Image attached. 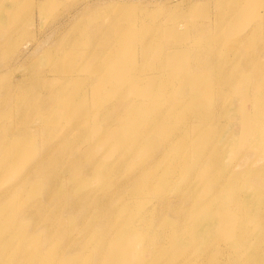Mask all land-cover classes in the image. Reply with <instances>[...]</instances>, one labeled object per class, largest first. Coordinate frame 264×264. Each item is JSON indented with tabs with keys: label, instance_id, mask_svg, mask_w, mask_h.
Listing matches in <instances>:
<instances>
[{
	"label": "bare ground",
	"instance_id": "6f19581e",
	"mask_svg": "<svg viewBox=\"0 0 264 264\" xmlns=\"http://www.w3.org/2000/svg\"><path fill=\"white\" fill-rule=\"evenodd\" d=\"M4 1L0 0V13H3ZM10 1L15 2L11 12L14 17L20 11L22 0ZM226 1L215 0V3L221 8ZM255 1L264 3L263 0ZM37 2L43 5L42 0ZM139 3L147 5L143 0L109 1L108 4L124 11L121 15L125 22L122 20L115 33L114 25L118 19L107 23L96 21L99 27L91 28L106 39L114 36L111 39L114 43L107 40L101 48L92 50L97 57L108 52L104 49L106 44L110 43L115 49L111 63L95 64L90 70L97 79L98 90L110 97L100 103L112 101L107 106L120 111L121 124L116 126L119 133L124 128H137L128 148L135 150L134 159L125 166L121 184L111 193L108 202H103L106 205L103 213L109 224L106 230L111 227L112 234L104 241L98 235L92 244L95 251L90 256L78 250L73 259L60 257L50 264H264V46H258L257 54H243L237 52L235 46L227 47L223 58H218L217 51L222 43L209 40V31L205 30L208 25L204 21L193 24L190 30L187 22L179 24L176 16L181 15L182 10L163 19L160 17L156 23L152 22L157 20L151 14L147 18L152 20L151 23L148 21L149 24L143 27L145 22H141L135 31L131 26V30L125 32L142 10ZM78 29L76 27L75 31ZM144 31L150 33L149 39L143 38ZM258 32L259 27H256L254 32L239 35L237 39L250 40ZM126 33H129L127 38L135 42V47L131 45L126 55L132 62L130 66L115 68L112 62L125 47ZM260 34L264 33L260 30ZM185 35L190 40L183 44L181 40H185ZM139 41L146 45L144 49L138 48ZM165 41L171 50H166ZM90 48L93 47L90 46L88 51ZM198 52H201L200 57L195 56ZM153 57L158 59L160 69L157 72L149 66ZM95 60L102 62L100 58ZM143 66H149L146 75L139 70ZM78 69L64 74L60 80L67 83L79 76L76 75ZM188 71L190 78L185 82L183 75ZM250 76L254 78L251 80ZM23 79L10 89L13 93L9 92L3 98L17 96L19 100H25L28 97L26 100L30 103L39 102L43 94L27 95L25 89L19 90V86L29 80ZM176 82H182L184 86H176ZM75 85L78 86L79 81ZM111 85L120 87L108 90ZM65 87L64 84L60 88ZM47 96L57 98L53 91ZM207 107L215 108L212 117L204 112ZM237 107H241L242 112ZM179 108L187 110L186 118L196 120L189 126L179 123L183 133L173 126ZM248 108L252 116L247 113ZM41 116L47 120L50 114L41 111L37 118ZM232 119L245 122L247 138L243 143L233 137L231 130L221 137ZM182 134L185 139L178 143L177 136ZM124 136L129 139L128 134ZM253 153L256 155L250 159ZM42 159L43 156L39 161ZM38 167L30 166L29 173L37 172ZM167 184H172L175 190L170 195H167L170 188L163 190ZM121 186L126 187L122 196L121 189L118 190ZM11 188L15 189L14 186ZM88 188L96 187L89 185ZM152 188H156L160 196L151 203L145 202L141 197L152 192ZM42 190L48 194L44 201L26 207L25 224L18 218L16 223L9 225L12 211L0 213V235L5 230L8 233L3 235L0 245L6 247L5 242L15 240V237L21 243L24 238L28 245L25 264H37L36 259L42 258L40 249L54 242V239L49 241L50 229L54 228L49 227L48 220L53 213L68 214V220L76 223L68 198L60 200L61 206L47 208L41 214L44 202H49L54 193L51 188ZM80 197L87 200L88 195ZM5 215L9 216L6 218ZM78 246L77 242L69 240L67 250H77ZM133 250L134 259L131 258Z\"/></svg>",
	"mask_w": 264,
	"mask_h": 264
},
{
	"label": "rangeland",
	"instance_id": "374dc122",
	"mask_svg": "<svg viewBox=\"0 0 264 264\" xmlns=\"http://www.w3.org/2000/svg\"><path fill=\"white\" fill-rule=\"evenodd\" d=\"M109 1L113 0H42L43 5H39L37 0L34 2L22 0L20 11L14 17H11V12L15 2L5 0L2 5L3 13H0V213L12 211L9 225L16 223L18 218L21 224H25L26 207L37 201H44L48 191L42 188L47 187L51 188L55 194L53 193L49 202H44V208L40 213L44 214L47 208L61 206L60 200L68 198L71 200V211L76 220V223L72 224V220H68V214L61 216L59 213H53L48 218L49 227L54 228V230L49 228V241L54 239V242L40 249L42 258L36 259L37 264H50L58 261L57 258L60 257L66 260L73 259L78 250L90 256L95 251L92 244L98 235H101L103 241L111 236V227L106 230V225L109 224L103 213L106 206L103 202H108L111 193L121 184L125 166L130 165L134 159L135 150L128 148L130 139L135 137L137 128L133 130L124 128L120 130V133L117 131L118 124H121L120 111L107 106L111 105L112 101L100 103V100L110 97L98 90L100 87L96 86L97 79L93 78L90 71L95 64L111 63L115 50L109 43L104 46L107 53L103 56H95L97 54L92 51L95 47L101 48L107 40L114 43L111 41L114 36L106 39L105 35L101 36L93 31L99 27L96 21L107 23L118 19V23L114 25L115 33L122 24V20L124 22L126 20L121 15L124 11L119 6L108 4ZM143 1L147 5L138 4L141 5L142 10L138 12L139 16L125 32L131 29L135 31L136 27H140L141 22H145L143 27L151 23L152 20L147 19L151 14L157 20L152 22L156 23L164 16L182 10L181 15L176 16V19H179V24L187 22L188 30L195 23L202 21L207 23L208 27H205V30L209 31V40L222 43V47H219L221 49L217 51L218 58H223V51L227 47L235 46L236 51L243 54H257L258 46H264V34H260V30L264 33L262 29V26L264 27L263 2V4L260 2L257 4L255 0H227L220 8L215 0ZM181 16L183 17L180 18ZM23 21H25L24 24H22ZM130 22L131 20L127 21V24ZM76 27H79L77 31H75ZM256 27H259V32L255 37L250 40L237 39L239 35L254 32ZM88 33H91V36ZM129 33H126V38ZM149 35L148 31H144L143 38L149 39ZM186 36L181 43L187 42L189 37ZM125 42L122 53L119 57L115 56L112 62V65H116L115 68L130 66L132 62L126 55L132 47H135V42L128 38ZM164 45L167 51L171 50L167 41ZM90 46L93 48L88 51ZM145 46L139 41V49H144ZM199 54L201 52L196 53L195 56L200 57ZM95 57L100 58L102 62L95 60ZM186 57L189 58L188 55ZM137 59H140V56ZM149 66L154 67L153 72L160 69L156 57L152 58ZM75 67L79 69L78 73H74L79 76H72L73 78L67 83L60 80L63 79L64 74L76 70ZM148 67L143 66L139 70L146 75L149 72ZM111 69H114L113 66ZM24 77L29 80L22 85L24 88L19 86V90L25 89L27 95L41 93L43 94L41 100L33 104L26 100L29 99L27 95L25 100H19L17 96L3 98L9 92L13 93L11 90ZM183 77L187 82L190 78L189 71ZM250 77L251 80L254 78V76ZM76 78L78 79L74 80ZM78 81L79 85L76 86ZM88 81L91 83L89 84ZM64 84L66 87L62 90L60 87ZM176 86L183 87L184 83L176 82ZM118 87L120 86L111 85L108 90H116ZM108 90L107 94H110ZM50 91L56 93L57 98L47 96ZM251 96L254 97L253 94ZM262 100L264 102V95ZM240 108L236 109L241 111ZM41 111H47L50 114L47 120L42 116L40 119L37 118V114ZM186 111L185 108H179L173 118V126L179 131H181L179 123H182V126H189L193 124L192 122H196L194 118L184 116ZM204 112L212 117L215 108L207 107ZM247 113L252 116L250 108L247 109ZM232 121L227 124L229 128L223 131L221 137H225L228 130H231L233 137L243 143L247 138L245 122L236 119ZM125 134L129 135V139L125 138ZM184 139V134L177 136L178 143L183 142ZM255 155L256 153H253L250 159ZM42 156L43 159L39 161ZM35 165H39L37 172L32 170L29 173L30 166ZM89 185H94L96 188L89 189ZM11 186L15 189L11 190ZM122 188L123 186L118 188V190L121 189V196L126 187ZM167 188H170L167 195L175 192L172 184H167L163 190L166 191ZM151 191L141 197L145 202L151 203L160 196L156 188H152ZM82 194L88 195L87 200L80 197ZM8 216L5 215L6 218ZM153 216L157 217V214L154 213ZM4 234H8L6 230L0 235V244ZM69 240L79 244L77 250H67ZM5 244L6 247L0 245V264H25L28 245L24 238L21 243L19 238L15 237V240L8 239ZM134 252L133 250L132 259H134ZM2 255L5 259H2Z\"/></svg>",
	"mask_w": 264,
	"mask_h": 264
}]
</instances>
